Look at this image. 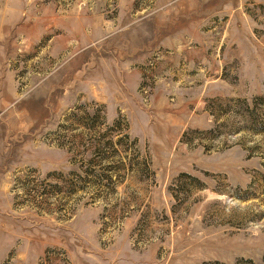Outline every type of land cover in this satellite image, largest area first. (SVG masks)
I'll list each match as a JSON object with an SVG mask.
<instances>
[{
	"label": "rangeland",
	"instance_id": "obj_1",
	"mask_svg": "<svg viewBox=\"0 0 264 264\" xmlns=\"http://www.w3.org/2000/svg\"><path fill=\"white\" fill-rule=\"evenodd\" d=\"M181 1L0 0V264H264V0Z\"/></svg>",
	"mask_w": 264,
	"mask_h": 264
},
{
	"label": "crops",
	"instance_id": "obj_2",
	"mask_svg": "<svg viewBox=\"0 0 264 264\" xmlns=\"http://www.w3.org/2000/svg\"><path fill=\"white\" fill-rule=\"evenodd\" d=\"M181 3L182 4H180L179 6L180 8L174 11L176 12V14L174 15L170 14V16L168 17L166 15V11H164V14H165L164 16H167L169 19L167 21H163L162 23H160L161 27L159 31L157 32V38L153 44V47L157 46V47L162 48L163 52L161 56L162 57L164 56V58L170 54L175 55L177 53H180L184 56L187 54V51H186L187 44L185 42V46L182 47V43H184V41L188 39V31H189L188 25L189 24L194 23L197 26V29H196L197 32L199 31L198 30L199 26L196 24L197 20L195 16L194 15L190 16L189 14V9L187 5L185 4L186 0H182ZM171 10L172 9H170V11ZM166 23H167V26H165ZM171 32H174V35H172ZM169 33H171L170 36H169ZM174 48H176L175 51H174ZM138 60L142 61V57H138ZM251 61L250 60L246 61V59L242 60L243 63L245 62L244 64H248V67L246 68L249 72L252 71Z\"/></svg>",
	"mask_w": 264,
	"mask_h": 264
}]
</instances>
